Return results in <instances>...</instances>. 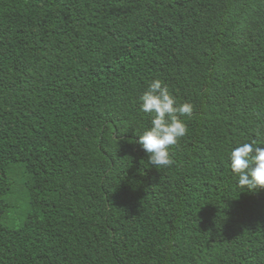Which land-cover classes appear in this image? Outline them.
I'll return each mask as SVG.
<instances>
[{
	"label": "trees",
	"instance_id": "obj_1",
	"mask_svg": "<svg viewBox=\"0 0 264 264\" xmlns=\"http://www.w3.org/2000/svg\"><path fill=\"white\" fill-rule=\"evenodd\" d=\"M153 79L193 105L167 168L136 143ZM253 140L264 0H0V264H264Z\"/></svg>",
	"mask_w": 264,
	"mask_h": 264
},
{
	"label": "clouds",
	"instance_id": "obj_2",
	"mask_svg": "<svg viewBox=\"0 0 264 264\" xmlns=\"http://www.w3.org/2000/svg\"><path fill=\"white\" fill-rule=\"evenodd\" d=\"M139 108L152 118L136 143L147 154L150 165L156 169L170 167L173 160L169 148L187 134L184 118L191 117L193 105L178 103L162 80L153 79L139 96ZM228 160L238 188L251 193L264 189V146L255 140L240 143L231 149Z\"/></svg>",
	"mask_w": 264,
	"mask_h": 264
},
{
	"label": "rangeland",
	"instance_id": "obj_3",
	"mask_svg": "<svg viewBox=\"0 0 264 264\" xmlns=\"http://www.w3.org/2000/svg\"><path fill=\"white\" fill-rule=\"evenodd\" d=\"M13 180H14L15 183H20V181H21V177H20V176H14V177H13ZM14 188H15V187H14ZM16 201H20V202H21V199L17 198L16 200H13L15 206H17V205L15 204ZM14 220H15V214H14V212H11V213L9 214L8 221H9L10 223H12V222H14Z\"/></svg>",
	"mask_w": 264,
	"mask_h": 264
}]
</instances>
